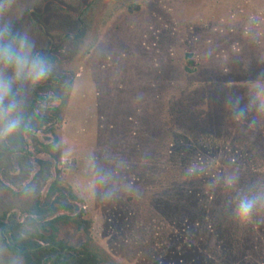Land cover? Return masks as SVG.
Returning <instances> with one entry per match:
<instances>
[{
	"label": "rangeland",
	"instance_id": "374dc122",
	"mask_svg": "<svg viewBox=\"0 0 264 264\" xmlns=\"http://www.w3.org/2000/svg\"><path fill=\"white\" fill-rule=\"evenodd\" d=\"M2 6L5 42L26 38L51 71L13 83L22 124L0 138L1 214L26 222L58 179L91 222L60 239L101 264H264V207L235 216L264 193V0ZM0 264H21L1 237Z\"/></svg>",
	"mask_w": 264,
	"mask_h": 264
},
{
	"label": "trees",
	"instance_id": "16d2710c",
	"mask_svg": "<svg viewBox=\"0 0 264 264\" xmlns=\"http://www.w3.org/2000/svg\"><path fill=\"white\" fill-rule=\"evenodd\" d=\"M32 109L31 105V115L41 125L51 121L49 117L35 115ZM26 129L27 126L24 127ZM51 148L44 146V152L51 155ZM4 153L0 152V164ZM38 164L41 169L35 178H42L45 182L44 174L49 163L39 160ZM74 202L76 198L72 190L61 186L56 179L44 202L36 201L28 210H24L26 222H20L16 215L0 213V237L4 246L21 264H101L104 259L89 244L76 249L59 237L64 225H75L86 233L91 229V222L83 219L82 212L74 215Z\"/></svg>",
	"mask_w": 264,
	"mask_h": 264
},
{
	"label": "clouds",
	"instance_id": "9594fccd",
	"mask_svg": "<svg viewBox=\"0 0 264 264\" xmlns=\"http://www.w3.org/2000/svg\"><path fill=\"white\" fill-rule=\"evenodd\" d=\"M2 12L3 6L0 0V13ZM6 35H10L8 26L0 28V64L8 65L14 71L10 77L0 74V138L13 134L22 124L20 102L12 97L14 81L26 79L36 84L46 78L51 71V66L45 59L30 58V47L26 44V38H20L18 43L5 42ZM260 107L264 108V104ZM244 114L245 109H239L238 115L242 117ZM258 207H264V193L243 195L236 204L235 216L240 221H247Z\"/></svg>",
	"mask_w": 264,
	"mask_h": 264
}]
</instances>
